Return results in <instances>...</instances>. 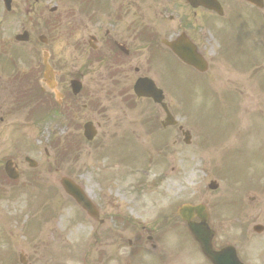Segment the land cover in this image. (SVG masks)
<instances>
[{"label":"flooded vegetation","instance_id":"af4514ba","mask_svg":"<svg viewBox=\"0 0 264 264\" xmlns=\"http://www.w3.org/2000/svg\"><path fill=\"white\" fill-rule=\"evenodd\" d=\"M65 1L11 0L6 11L0 0V138L21 127L38 131L46 125L99 124L95 106L85 105L88 113L82 117L81 91L74 94L71 83L85 76L122 80L151 76L156 69L155 44L161 38L175 40L187 31L202 52L199 22L209 31L206 16H215L202 6L205 0H72L73 8L61 7ZM217 1L222 16L239 10L257 16L264 11V6L244 0ZM218 18L221 32V11ZM46 65L52 79L45 75ZM30 137L32 130L25 133V139ZM42 138L37 137L41 143ZM20 149L31 150L26 142ZM17 170L21 175L18 166ZM14 252L4 253L11 259L0 264H31Z\"/></svg>","mask_w":264,"mask_h":264},{"label":"clouds","instance_id":"9594fccd","mask_svg":"<svg viewBox=\"0 0 264 264\" xmlns=\"http://www.w3.org/2000/svg\"><path fill=\"white\" fill-rule=\"evenodd\" d=\"M157 219L153 216L150 222L156 223ZM231 239L240 246L248 264H264V235L251 232L245 235L240 229L231 234ZM146 248L148 250L140 254L137 264H162V256L168 258L171 264H196L182 233L174 226L163 227L156 248L153 249L150 244L146 245ZM130 252V249L125 248L120 255L127 257Z\"/></svg>","mask_w":264,"mask_h":264},{"label":"rangeland","instance_id":"374dc122","mask_svg":"<svg viewBox=\"0 0 264 264\" xmlns=\"http://www.w3.org/2000/svg\"><path fill=\"white\" fill-rule=\"evenodd\" d=\"M241 103L247 104L249 107L255 106V110L258 109V111H259V109L263 108V105H264V102H261L259 97H257V99H255L252 96H247V98L242 100ZM209 111H212V110H209ZM207 120H208V127H209L207 132L209 134H212L213 136H215L216 142H217L220 138L221 122H222V128L225 127L226 122L222 119L220 120L216 114H212L210 116H207ZM252 144L254 146L262 148V149H257L258 156L255 159L251 160L252 165L248 167V170L246 171L245 177H247L248 179L257 180L259 177L262 176V174H264V162H258V160L264 161V137L257 139V141L253 142ZM233 154H234V156H226V157L221 158L222 182H220V180H218L217 175L215 176L213 172L211 173V176L216 177L217 182L220 183V185H221V187H220L221 194L220 195H221V203L222 204L225 201V197L229 193L228 188H232V185H233L232 174H233L234 167L237 165L238 161L240 160V156H241L240 149L238 148V150L234 151ZM214 162H215V160L210 161L211 166L214 164ZM222 171L225 174H227L225 179H224V173ZM253 171H256L257 173L253 174ZM85 183L88 184L89 182L87 181ZM204 183H206V181ZM90 184H92L91 180H90ZM98 187H99V185L96 183L93 185V188H95V189ZM211 195L217 196V193H214ZM257 197H258L257 201L252 206H250V204L248 203L247 207L250 208V210L253 214V217L256 218L255 221L257 223L264 225V198H260L258 195H257ZM217 199L218 198H215L213 201L216 202ZM226 200H229V199L226 198ZM243 206L246 207L245 205H243ZM50 208H51L52 212L56 210L54 205H51ZM252 208L256 210V214L254 213ZM231 218H234L233 215H230L225 208V211L221 213V232H227V235L232 234L229 232L233 228V224L230 223ZM229 227H231L230 230L228 229Z\"/></svg>","mask_w":264,"mask_h":264}]
</instances>
